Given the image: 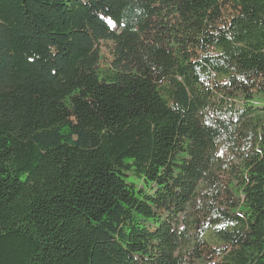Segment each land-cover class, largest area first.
I'll return each mask as SVG.
<instances>
[{"label":"trees","instance_id":"trees-1","mask_svg":"<svg viewBox=\"0 0 264 264\" xmlns=\"http://www.w3.org/2000/svg\"><path fill=\"white\" fill-rule=\"evenodd\" d=\"M0 264H264V0H0Z\"/></svg>","mask_w":264,"mask_h":264},{"label":"snow or ice","instance_id":"snow-or-ice-1","mask_svg":"<svg viewBox=\"0 0 264 264\" xmlns=\"http://www.w3.org/2000/svg\"><path fill=\"white\" fill-rule=\"evenodd\" d=\"M106 22H107L110 26H114V25H115V22H114L111 18H108Z\"/></svg>","mask_w":264,"mask_h":264}]
</instances>
